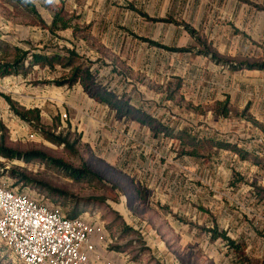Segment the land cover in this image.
<instances>
[{
  "label": "rangeland",
  "instance_id": "rangeland-1",
  "mask_svg": "<svg viewBox=\"0 0 264 264\" xmlns=\"http://www.w3.org/2000/svg\"><path fill=\"white\" fill-rule=\"evenodd\" d=\"M50 1V7L62 6L67 17L77 16L73 23L83 28L89 25V29L76 37L70 30L52 35L32 14L0 0V40L42 52L74 48L91 62L96 82L135 107L172 128L236 144L264 160V130L233 113L249 104L252 115L264 123V69L257 73L235 71L195 51H166L139 39L198 49L180 25L183 22L229 63L257 61L264 48V11L239 0ZM249 1L264 6V0ZM32 3L44 23H49L50 9L44 8L39 0ZM83 36H90L95 45L91 46V40L87 43ZM63 74L62 69L55 67L35 69L26 78H0V123L6 129L10 145L44 150L48 156L74 167L85 163L98 178L74 181L46 162L8 161L0 157L3 186L37 200H55L64 215L74 206L65 195L71 200L102 198V203L90 205L81 214L83 218L107 226L113 222V210L149 234L151 230L145 221L130 208L134 205L132 189L146 188L147 209L158 213L180 233L183 243L194 244L198 254L207 260L214 264H235L237 256L228 251L225 242L210 238L180 220L195 221L201 226L215 222L231 239L242 241L243 252L249 259L242 264H264L263 167L213 148L201 152L209 157H178L172 140L153 134L135 121L116 118L107 107L92 101L79 85L66 88L46 82ZM2 95L24 107L39 108L42 130L54 134L68 132L75 151L47 141L9 110ZM225 99L230 115H214L213 103ZM11 167L24 170L31 183L14 184L15 180L7 173ZM236 177L242 179L235 181ZM115 227L113 223L112 232ZM111 245L107 232L100 250L105 253ZM97 257L100 262L111 264L107 258ZM0 264L24 263L0 240Z\"/></svg>",
  "mask_w": 264,
  "mask_h": 264
},
{
  "label": "trees",
  "instance_id": "trees-1",
  "mask_svg": "<svg viewBox=\"0 0 264 264\" xmlns=\"http://www.w3.org/2000/svg\"><path fill=\"white\" fill-rule=\"evenodd\" d=\"M7 4L13 7H20L26 12L32 14L36 19L37 23L43 26L50 34L55 35L59 31L70 30L73 37L85 29H89V25L80 26L78 23H73L72 20L76 17H67L63 11L62 6L59 8L50 7V0H39L41 5L50 9L51 17L48 24L39 17L36 9L32 3V0H3ZM245 4L254 7L258 11H264V6L252 3L249 0H239ZM130 9L135 10L132 6ZM138 12V11H137ZM141 16L147 17L144 13L138 12ZM166 21V20H162ZM185 31L193 38L198 49L194 47H184V46H166L157 41H153L147 38L140 37L139 39L145 41L149 46H155L166 51L171 52H191L195 51L198 54H202L208 57L212 62L219 65H226L231 70H262L264 69V48L262 49V56L257 61H235L229 63V61L223 59L219 54H217L210 45L205 41L201 40L195 30L191 28L186 23H180ZM83 39L88 43L91 39L90 36H83ZM96 42L91 40L90 45L94 46ZM91 62L79 55L74 48H65L63 52L48 51L42 52L34 47L28 46L23 48L17 45H11L7 42L0 40V78L8 76H21L22 78L28 77L33 73L35 69H49L52 70L55 67H59L64 71V74L58 79L46 81L47 83L54 84L56 86H65L66 88H71L74 85H79L82 91L91 98L94 102L104 105L107 107L113 115L118 118H124L137 122L138 124L148 128L153 134L161 135L162 137L172 140L176 146V155L178 157H191V158H202L209 157L203 155L206 148H213L218 150H226L231 153L236 154L241 160H249L252 164L258 165L264 168V160L258 156H254L249 152L241 149L236 144L227 143L221 140H213L205 137H197L191 135L184 128H172L163 122H161L156 117L145 112L139 107H135L127 100L119 97L112 90L105 87L104 85L95 81L93 73L91 71ZM4 101L7 103L9 110L17 116L20 120L33 126L40 134L44 135V138L50 143L60 146L62 145L65 149L74 150L73 142H69V133L66 132L58 134L44 132L40 126V110L37 107L26 108L19 105L16 101L6 95H2ZM172 99V96L169 97ZM211 111L216 116L227 117L231 113V109L228 100L215 101L211 107ZM238 117L246 120L249 124L264 130V124L257 120L252 113L249 111V104H246L240 112H233ZM6 129L0 123V157L8 161L21 160L23 162H29L32 160H39L41 162H46L51 167L55 169L63 170L67 176L74 181H92L93 177L98 178L97 174L91 171L85 163L81 167H74L71 164L64 162L62 159L57 157L48 156L44 150L41 149H19L10 145L7 141ZM1 167V164H0ZM9 177L15 180L14 184L22 183L28 185L31 183L32 179L29 175L22 169L17 167H11L7 171ZM241 177H236L235 181H240ZM133 199L130 206L133 212L138 214L142 213L144 206L147 204L149 190L146 188H136L132 189ZM18 192V191H15ZM129 193H126L128 195ZM65 199L68 201H73V207L64 215L67 218H76L82 216L89 206L94 203H102V198L86 197L80 198L79 200L70 199L69 195H65ZM129 199V197H128ZM44 203L58 206L56 202H50L48 199H38ZM135 202V203H133ZM114 218L111 224L107 226L104 224L105 229L110 234L112 239V245L109 246L110 250L125 251L130 249L134 254V258L139 257L142 254L148 253V247L145 246V241L138 228L134 227L132 224L127 223L122 216L111 210ZM115 223V232H112V226ZM111 228V229H110ZM206 234H208L213 239H220L227 244L228 250L237 256L236 264L243 263L249 259L245 256L243 252V247L240 243L231 239L225 230H221L217 227L215 222L211 226L201 228ZM123 242L122 244H117ZM167 243L169 248L176 246V243ZM149 260L153 261L152 257L149 255Z\"/></svg>",
  "mask_w": 264,
  "mask_h": 264
},
{
  "label": "built area",
  "instance_id": "built-area-1",
  "mask_svg": "<svg viewBox=\"0 0 264 264\" xmlns=\"http://www.w3.org/2000/svg\"><path fill=\"white\" fill-rule=\"evenodd\" d=\"M106 233L102 223L67 218L59 206L0 183V240L24 264H109L93 244Z\"/></svg>",
  "mask_w": 264,
  "mask_h": 264
},
{
  "label": "crops",
  "instance_id": "crops-1",
  "mask_svg": "<svg viewBox=\"0 0 264 264\" xmlns=\"http://www.w3.org/2000/svg\"><path fill=\"white\" fill-rule=\"evenodd\" d=\"M243 70H245V69H243ZM252 71L257 73L260 70H252ZM13 77H21V76H13ZM14 101H16V100H14ZM6 105H7V103H6ZM7 107H8V105H7ZM26 108H30V107H26ZM257 120H259V119H257ZM259 121H261V120H259ZM144 207L145 208L142 210V213L139 214V218L142 221H145V224L150 228L151 232L149 234H145V232H143L141 229H139V231L141 232V234L143 236V240L145 241V246H147L149 249L148 253H146V254L144 253L137 258L133 257L134 254L130 251V249H127L125 251H116V250H110L108 248V250H106L105 253H103L102 249L100 250V243L94 241L93 244H94L95 254L99 257L103 256L104 258H107L108 260L111 261V264H174V263L175 264H214L212 260H207L205 257L198 254L194 244H191L190 242L183 243L181 241L180 233L177 232L172 226H169L168 223L158 215V213L150 212V210L147 209V204ZM135 213H137V212H135ZM122 218L127 222V220L124 217H122ZM127 223L131 224L130 222H127ZM180 223H182L184 225H188L191 228H196V229H198V231H201L202 233H204L205 235L210 237L208 234H206L201 229L202 227H208V226H205V225L201 226L197 222L190 221L187 219L180 220ZM221 230H223V229H221ZM216 240H220V239H216ZM233 240L238 242V243L242 242L241 240L237 241L234 238H233ZM168 241H169V243L175 242L176 246L169 248L167 246V243H166ZM220 241L224 242L222 240H220ZM122 243L123 242H120L117 244L119 245ZM226 247H227V244H226ZM102 254H104V255H102ZM149 255L152 257L153 261L149 260ZM233 255H235V254L233 253ZM236 260H235V264H236ZM240 264H242V263H240Z\"/></svg>",
  "mask_w": 264,
  "mask_h": 264
}]
</instances>
